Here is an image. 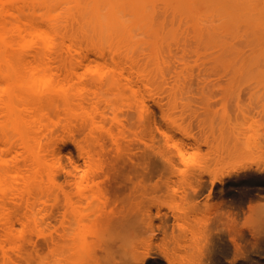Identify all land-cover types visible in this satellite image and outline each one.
Returning a JSON list of instances; mask_svg holds the SVG:
<instances>
[{
  "label": "rangeland",
  "instance_id": "obj_1",
  "mask_svg": "<svg viewBox=\"0 0 264 264\" xmlns=\"http://www.w3.org/2000/svg\"><path fill=\"white\" fill-rule=\"evenodd\" d=\"M101 1L108 5V9L112 4L121 7L111 14L101 13L94 21H126L127 24L130 21L132 24H129L126 36L131 42L134 40L132 45L119 41V33L107 30L103 36L93 35L98 42L102 39L98 44L103 50L100 56L98 47L84 41L82 34L76 38L77 41L68 40L72 33L70 24L68 30H63L68 35L65 42L52 33V47L45 46L41 50L46 53L45 62L55 80L64 82L66 86L91 88L92 95L97 92L99 97H104L99 99L98 106L100 110L104 108L106 120L100 121L98 128L93 129L94 134H102V143H93L90 129L80 122H75L78 128L69 133L61 121L64 113L58 100L59 107L55 112L61 111V115L56 118L58 123L53 128L57 131H54V144L49 149L60 152L61 160L56 163L59 166H54V177L58 178L59 184H55L57 187L49 184L48 176L43 174L40 178L46 187L43 191L34 192L35 195L32 193L34 196L28 195L26 189L25 180L32 176L33 171L24 162L22 148L19 146L11 154L0 148V156L13 158L16 161L12 163L17 164V169L10 170L7 176L8 185L4 186L5 189L0 187V195H5L0 196L4 200H0L1 208H4L0 209V240L5 243V250L0 246V264H64V260L70 262L65 264H264V38L252 50L243 35L232 36L220 31L200 44L196 29L186 23L178 34L172 33L170 12L165 9L169 0ZM37 8L36 21H47V10L41 6ZM55 9L53 14L61 13L70 21L73 15L79 14L75 10L67 14L63 7ZM29 10L27 7V15L31 16L32 11ZM24 22L28 21L20 24ZM25 27L23 25V29ZM223 42L237 47L241 55L227 54L221 47ZM33 52L34 49H29V55H34ZM84 55L88 58H83ZM31 57H27L28 61L32 59L34 62ZM108 78H114L116 84L110 89L102 88L101 80ZM95 81L97 85H94ZM87 109L92 112L90 107ZM80 145L97 152L94 158L84 157L80 153ZM143 155L149 160L144 162ZM165 155L173 158L174 167H166L163 163ZM118 160L122 165L127 161L126 165L119 164L122 171L115 167H119ZM76 163L79 168L75 167ZM69 167L74 168V173L75 169L83 173L89 168L92 173L95 167L102 172L100 177H95L97 182L88 181V184L84 181L81 186H85L77 190L74 178L67 171ZM140 167L145 172L152 170L146 174ZM159 167H162L161 171L157 170ZM109 168H112L110 174L104 173L110 171ZM137 169H141L138 171L140 174ZM119 170L121 178L116 174ZM115 176L116 181H113ZM65 177L71 179L63 183ZM73 187L77 188L74 190ZM27 196L31 198V206L22 199ZM116 201L117 204L114 203ZM48 208H52L50 213ZM159 213L165 215L162 217ZM34 218L35 221L32 220ZM43 218L47 221H42ZM149 219L153 220L152 223ZM165 219L169 225L167 222L164 224ZM63 222L71 228H65ZM10 223L15 227L12 228ZM49 224L55 226L48 234L52 228ZM165 225L168 227L166 231L162 229ZM7 232L11 233L7 235ZM61 232L64 240L59 238ZM151 232L154 238H150ZM69 234L73 239L67 237ZM72 241L76 242L71 245Z\"/></svg>",
  "mask_w": 264,
  "mask_h": 264
},
{
  "label": "bare ground",
  "instance_id": "obj_2",
  "mask_svg": "<svg viewBox=\"0 0 264 264\" xmlns=\"http://www.w3.org/2000/svg\"><path fill=\"white\" fill-rule=\"evenodd\" d=\"M39 6L43 7V9L45 8L47 10V13H48V15H47L48 16V20L46 19L47 21H40V22L36 21L35 15H38L36 11L38 9L37 7H39ZM27 7L30 8V10L32 11V13H30L31 16L27 15V12H26V8ZM62 7H63V9L65 10V12L67 14H71L70 12H74V10L78 11L79 14L78 15H73V17L71 19L72 21H70L68 18H63V15H61V13H58V14H53L54 12L52 13L53 9L56 10L55 8L59 9V8H62ZM119 7H121V5L119 6V5L112 4L111 5V9H108V5L106 3H104V2H102L101 0H0V105H1V108H0V148H1L2 151L10 153V154L15 152L16 149L19 146L22 148L21 152H22L23 157H24V162H26L30 166L31 170L33 171L32 176L28 177L25 180V184H26V189L28 191V195H30L32 193L34 194V192L36 193V192H39V191H43L45 189L46 186H45L44 181L42 180L43 178H40V176H42L43 174H46L48 176L49 184H54L55 185V184H57L59 182V181H57L58 178L56 179L54 177V175H55L54 174V166H56V165L59 166V163L58 164H56V163L58 161L60 162V160H61L60 152L58 151V149H52V150L49 149L51 147V145L54 144L53 140L55 138L53 139V137H54L53 135H54V131L56 129L54 130L53 127H55L54 125L58 123L56 118L61 115V111L55 112L56 109H58V107H59L58 106L59 101H60V103L63 106V112L62 113H64L63 120H61V118H60V120L64 123L63 125L66 128V130L69 133H73L78 128V127L76 128V126L78 124L76 125L75 122H80L81 125L87 126L90 129V131H91L90 133H92V134H90L91 137H92L91 140L95 144L98 143L100 145V143H102V139H101L102 134L101 133H100V135L94 134L93 133V129L98 128L97 126H98V123L100 121L106 120L105 119L106 118V114L104 113V108L101 109V110H103V112H102L100 110L99 106H98V104L100 103L99 99L102 98L103 96L99 97L100 93H99V95H97V92H93L94 95H92L91 88H86V87L76 88V87H73V86H70V85L66 86V84L64 82H62L60 80H55L49 73L50 68L48 67L47 61L45 62V56H46L45 54L46 53L45 52L43 53V51L41 49H42V47L44 48L45 46H46V48L50 47V46L52 47V45H50L51 41L53 40V36L51 35L52 33H54L56 35V37L58 36V37H60V39L61 38L64 39V42H65V38H67L66 36H68V35L63 30L65 28L67 29L68 27L70 28V24H72V26L70 28L72 33H71V35L68 33L70 35V37H68V40H72V39L75 40L79 36V34H82V37H83L84 41H86L88 44H92L93 46L95 45V46L98 47L102 43V41H101L102 39H100V42H98L99 40H96L97 37H95L93 35L101 34V36H103L104 33H106L107 30H110V32L115 31V33L116 32L119 33L120 34L119 41H121V42L123 41V43L126 42L127 45L130 46V44L134 41L132 39L133 41L131 42L129 37L126 36L127 33H128V30H129V27H130V25H129L131 23L130 21H129V24L125 23L126 21L125 22L124 21H94V18H98L101 15V13L111 14L113 12V10H115L116 8H119ZM105 8L107 9L106 11L104 10ZM165 9H166L167 12H170L171 21H172V29H171L172 33L173 34H178L179 33L178 31H179L180 27L184 23H186L190 27L196 29L197 38H198L197 40L200 42V44H204L203 42L206 41L208 36H215L220 31L223 32V33L231 34L232 36L243 35L245 37L246 43L249 44L250 47H252V50L255 49L254 45H256L257 42L260 41L262 38H264V0H169V1H167L166 5H165ZM44 13H45V11H44ZM41 15H42V13H41ZM42 17H43V15H42ZM44 18H46V17H44ZM62 19H64L65 21H62ZM22 21H28L27 23H25V22L22 23L24 26H26L25 29H23V25L20 24V22H22ZM73 23H76V25L73 24ZM43 24H46V25H43ZM146 25H148V24H146ZM143 27H145V26H143ZM164 27H165V25H164ZM146 28H148V27H146ZM66 29H65V31H66ZM111 30H113V31H111ZM151 32H153V31H151ZM149 33H150V31H149ZM169 33H170V31H169ZM113 36L115 37V35H113ZM56 37H55V39H56ZM117 37L118 36H116L115 38H117ZM134 37H136V36H133V38ZM69 38H71V39H69ZM77 40L78 39H76V41ZM106 41H108V40H106ZM154 41H156V40H154ZM73 42H75V41H73ZM86 42L84 43L85 45H86ZM57 43H58V41H57ZM88 44H87V46H88ZM116 44H114V45H116ZM63 45L64 44H62V46ZM122 46H125V45H122ZM221 47L223 48V51L227 52V54H229V55H232V54L241 55V50H239L237 47L236 48L233 47L231 44H229L227 42H223ZM31 48H32V50L34 49V51H35V52H33L34 55H29V49H31ZM98 49H99V47H98ZM122 49L124 50L125 48H122ZM99 50H100V51H98V52H100L99 55L102 56L103 55L102 48L99 49ZM70 51H71V49H70ZM114 51L115 50H113V56H114V53H115ZM117 51H119V50L117 49ZM59 52H60V50H59ZM252 54H255V53L252 52ZM28 55L33 57V61L34 62H32V59L30 61H28L29 60L27 58V57H29ZM47 55H48V53H47ZM56 55L58 56V54H56ZM78 55H80V54L78 53ZM78 55H77V57H78ZM85 55H88V54H85ZM85 55H84L83 58L87 57ZM97 55H98V53H97ZM53 56H55V55H53ZM61 56H62V54H61ZM46 58H48V57H46ZM52 60L53 59H51V61ZM115 61H114V63H115ZM79 62L81 63V61H79ZM89 69H90V66H89ZM103 80L104 79L101 80L102 84L100 83L102 88H104V87L106 88L107 87V88L110 89L111 88L110 86L113 87V85L116 84L115 83L116 80L114 78H112V79L108 78L105 81H103ZM94 85H97L96 81L94 82ZM86 102H88L90 104V106L89 105L88 106L90 107L92 112L87 111L88 110L87 108H89V107L85 105ZM88 103H86V104H88ZM108 104H109V102H108ZM108 104H107V98H106V105H108ZM49 111H51V112H49ZM113 118H114V115H113L112 119ZM116 119L118 120V118H116ZM119 120L123 121L124 119L123 120L119 119ZM123 122H125V121H123ZM110 123L112 124V122H110ZM117 123H119V122H117ZM99 124H101V123H99ZM122 125L119 124V126H122ZM127 125L128 124H126L124 126H127ZM101 126L102 125H100V127ZM56 128H57V125H56ZM151 128H152V126H151ZM160 131H162V130L159 129V132ZM106 132H108V131H106ZM111 132H113V131H111ZM76 133H77V131H76ZM109 135H110V137L114 136V135H112V133L108 134V136ZM43 136H45V138ZM166 140H167V138H166ZM184 143H182V145ZM82 145L79 146V148L81 150L80 153L82 152V154L85 155L84 157L87 156L89 158H94V156H95L94 154H96L97 152L95 153V151L93 149H91L90 147H88L86 145H85L86 147H84ZM240 145H241V143H240ZM223 147H224V145H223ZM230 147H231V145H230ZM230 147H228V149ZM53 148H55V147H53ZM180 151L181 150H179L178 152H180ZM238 151H240V150H238ZM163 152L164 151H162V153ZM145 153L146 152H143L142 154H145ZM221 153H222V151H221ZM225 153H226V151H225ZM151 154H149V156ZM97 155H99V154H97ZM179 155H180V153H179ZM233 155L235 157V154H233ZM50 156H52V157H50ZM143 156H144V162H145V159L147 157L145 155H143ZM149 156H148V158L150 159L151 156L150 157ZM152 156H154V155L152 154ZM156 156H158V155H156ZM160 156H161V154H160ZM49 157L52 158V159H50ZM155 157L154 158L152 157V158L156 159ZM171 157H173V156H171ZM117 159H119V158L117 157ZM164 159H165L164 160L165 162L163 161V163H166V167H169V169L173 165L172 163H175V162H172L173 158L170 159V156L168 157V156L165 155ZM101 160H100V162H102ZM119 160L122 161V159H119ZM123 160H125V159H123ZM161 160H163V159H161ZM13 161L15 162L16 160H13V158H12V160H10L7 157L0 156V187H1V189H2V187L4 188V186L6 187L8 185V183H9L7 176L10 175V170L17 169V164H13L14 163ZM120 161L118 163V166H119V164H121ZM153 161H155V160H153ZM158 161H160V160H158ZM173 161H175V160H173ZM135 162L139 163V161H135ZM141 162H143V161L140 160V163ZM26 163H24V165H26ZM63 163H60V164L62 165ZM102 163L104 165V162H102ZM125 163L123 165H126ZM132 163H134V162H132ZM138 163H134V164H138ZM150 163H151V161H150ZM157 163L160 164L161 162H157ZM77 164L78 163H76L75 167L77 166ZM131 164H128V165L130 166ZM134 164H133V166H134ZM147 164H148V162H147ZM64 166H65V164H64ZM66 166H69V164H67ZM100 166H102V165H100ZM104 166L101 167V168H103V171H104ZM122 166H119L120 167L119 168L116 165L115 167H116V169L118 168V169L121 170ZM145 166H144V168H145ZM157 166H160V165H157ZM115 167H114V169H115ZM172 167H174V166H172ZM91 168H92V166H91ZM95 168H96V170H93L92 173H90L91 171L90 172L88 171V170H90V168L87 169V171H85L86 169H84V172H83V169H82L83 173H81L77 169H75L76 172L74 173V171H73L74 168L73 167L72 168L69 167V169L67 168L68 173H70L71 176L75 180V182L74 183L72 182V183L74 185L78 186V188L77 187H73L74 190L76 188H77V190L79 188L81 189V187L85 186V185L81 186L84 181L85 182L87 181V183H88V181H95L96 180V182H97V179H95V177L102 172L101 171L102 169L101 170L99 169L101 171V172H99L97 167H95ZM125 168H126V166H125ZM130 168H132V165L130 166ZM130 168H129V171H132V170H130ZM136 168H138V167L136 166ZM161 168L159 167V169H157V170H160ZM105 169H106V167H105ZM132 169H134V168H132ZM141 169H143V168H141ZM141 169H137V173L140 174V172H138V171L139 170L141 171ZM64 170H66V168ZM111 170H112V168L110 169V171L108 170V171H106L104 173L108 172L107 174H110L109 172H111ZM120 170H119V172L117 171L118 173L116 172V174H119ZM127 170L128 169H126L125 171H127ZM143 170L145 172V169H143ZM151 170H150V172H151ZM114 171H116V170H114ZM134 171H135V169H134ZM146 171H147V166H146ZM150 172H145V173L147 174V173H150ZM77 173L80 174V175L78 176ZM131 173H133V171ZM145 173H144V175H145ZM152 173H153V176H155L154 171H152ZM261 173H263V171ZM124 174L127 175L126 172ZM91 175H92V177H91ZM149 175L151 176V174H149ZM66 176H68V174ZM140 176H142V175H140ZM146 176H148V175H146ZM150 176H149V178H151ZM99 177H100V175H99ZM105 177H107V176L105 175ZM109 177H110V175H109ZM119 177L121 178L123 176L122 175L120 176V174H119ZM124 177H126V176H124ZM130 177L132 178V174H131ZM168 177H170V176H168ZM59 178H61V177H59ZM73 178H72V180H73ZM115 178H117V177L115 176L114 179H112V180L114 181ZM66 179L67 180L71 179V177H69V178L65 177V182L63 181V183H66ZM119 179H117V180H119ZM99 180H100V178H99ZM215 180H217V179H215ZM106 181L112 182L110 179L107 180V178H106ZM169 181H171V180H169ZM169 181H168V183H170ZM163 182H165V181H163ZM198 182H200V181H198ZM60 183H61V180H60ZM91 183H93V182H91ZM155 183H153V184H155ZM157 183H156V185L158 186ZM61 185H59V186H61ZM68 185L70 186V183ZM97 185H98V183H97ZM197 185H199V184H197ZM59 186H58V188H60ZM65 186L66 185H64V189L66 190L67 187L65 188ZM90 186H91V184H90ZM135 186H137V185H135ZM204 186H207L206 183L204 184ZM196 188H197V186H196ZM201 188H202V186H201ZM84 189L85 188H83V190ZM83 190H81V191H83ZM193 190H195V189H193ZM211 191L212 190H210V192ZM49 192H51V191H49ZM84 192L85 191H83L82 193H84ZM66 193H68V192H66ZM200 193H201V191H200ZM105 194H107V192H105ZM109 194H110V192H109ZM188 194H189V192H188ZM32 195H30V196H32ZM112 195H113V193H112ZM189 195H191V194H189ZM189 195H188V197H189ZM193 195H195V194H192V196ZM198 195H199V193H198ZM198 195H196V196H198ZM4 196H1V197H4ZM69 197H71V196H69ZM209 197H211V195ZM112 198H113V196H112ZM4 199H6V198H4ZM22 199L25 200L26 203H28L31 206V204H30L31 198L30 197H28V196L27 197H22ZM55 199H56V197H55ZM66 199L68 200V198H66ZM0 200H1V202L4 201L2 198ZM69 200H70V198H69ZM5 202H7V201H5ZM121 202L123 203V201H121ZM109 203H110V201H109ZM114 203L117 204V201L114 202ZM0 204H2V203H0ZM111 204H110V206H112ZM126 204H127V202H126ZM119 205H121V203ZM123 205H124V203H123ZM129 206H130V203H129L128 207ZM3 207H5V204H4ZM48 207L50 208V206H48ZM51 207L53 208V206H51ZM49 208L47 209V211L49 210ZM52 208H51V210H52ZM0 209H4V208H1V205H0ZM117 209H118V207H117ZM51 210H49V213H50ZM0 211L2 212V210H0ZM108 213H110V212H108ZM222 213L224 214V211ZM4 214H5V212H4ZM8 214H9V212L7 213V215ZM63 214H64V212H63ZM162 214L163 213H161V214L159 213V216L160 215L162 216ZM164 215L165 214H163V216ZM64 216L68 217L67 215H63L62 217H64ZM151 216L149 218H151ZM155 217H157V215ZM155 217H153V219ZM48 218H50V217H48ZM35 219L36 218H34L32 220L35 221ZM166 219L168 220L167 217H166ZM166 219H165V221H163L164 224H165V222H167ZM44 220L47 221L46 219L43 218L42 221H44ZM49 220H51V219H49ZM67 220H69V219L67 218ZM151 221H153V220H150L149 222H151ZM168 221H170V220H168ZM64 222H65V220H64ZM13 223H15V222H13ZM40 223L42 224L41 221H40ZM45 223H47V222H45ZM10 224H11L12 228H13V226L15 227V225H13L12 223H10ZM36 224H38V223H36ZM70 224H73V223L70 222ZM167 224H168V222H167ZM66 225H67L66 223L63 224V226L65 228L68 227ZM148 225H149V223H148ZM166 225L164 226L165 228L162 227V229L165 230L166 227H167ZM5 226H6V224H5ZM50 226L52 228H50V231L48 232V234L51 232V230L53 229V227L55 225L54 226L50 225ZM69 226H71V225H69ZM149 226H151V225H149ZM153 226L155 227V225H153ZM3 227H4V224H3ZM56 228H58V226H56ZM73 229H74V227H73ZM153 229H155V228H153ZM153 229H151V230L153 231ZM9 230H11V229H9ZM56 230H58V229H56ZM12 232H13V229H12ZM63 232H64V229H63ZM153 232L157 233L158 231H156V229H155V231H153ZM153 232H151L150 235H152ZM10 233H8L7 235H9ZM53 233H55V232H53ZM73 233H75V232H73ZM63 235H64V233L62 234V232H61V235H60L61 237H59V238H62ZM157 235H158V233H157ZM44 236H45V234H44ZM69 236H71V234L67 235L68 238H70ZM153 236L154 235H152V237H150V238H154ZM48 237H51V236L49 235ZM54 237H57V236H54ZM51 239H53V237ZM62 239L64 240V238H62ZM71 239H73L72 236H71ZM48 240H50V239H48ZM51 241H53V240H51ZM74 242H76V241H72V243L70 242L71 245ZM46 243H48V241ZM67 243H69V242H67ZM4 244L5 243H3L0 240V246L2 248H4V250H5ZM18 247H20V245ZM71 248H72V246H71ZM19 249H18V251H19ZM65 249H67V248H65ZM71 250H69V251H71ZM74 250H76V249H74ZM15 252L17 253V250ZM76 254H77V252H76ZM70 255L71 254L69 253L68 256H70ZM81 255H83V254H81ZM25 256H27V255H25ZM29 257L31 258V256H29ZM166 258H168V256ZM64 261H65L64 264L65 263H70V262H68V260H67V262H66V260H64ZM114 264H115V262H114ZM155 264H156V262H155Z\"/></svg>",
  "mask_w": 264,
  "mask_h": 264
}]
</instances>
